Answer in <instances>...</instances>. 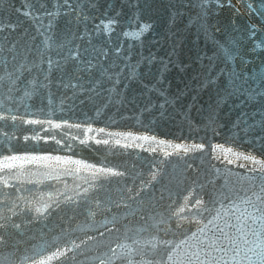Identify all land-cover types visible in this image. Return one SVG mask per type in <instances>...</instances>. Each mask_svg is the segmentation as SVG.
Segmentation results:
<instances>
[{
	"label": "snow or ice",
	"instance_id": "6c2138e0",
	"mask_svg": "<svg viewBox=\"0 0 264 264\" xmlns=\"http://www.w3.org/2000/svg\"><path fill=\"white\" fill-rule=\"evenodd\" d=\"M242 2L260 18V24L249 20L248 27L240 26L236 17L242 14L239 7ZM210 5L211 13L208 11ZM127 7L126 23L139 24L138 28L133 27L131 31L125 28L122 33L136 37L141 45L135 66L130 62L133 55L131 42L127 55L124 54L123 40L121 46L112 43L110 34L123 23L119 19L122 8L113 11L112 0H108L102 11L97 0H88L87 9L84 0H63L62 4L53 0L52 11H38L31 3L15 8L36 24L37 32L44 39L36 50L31 47L27 51L22 49V58H18L21 53L16 50L15 40L7 48L4 47L6 39L0 42V124L6 126L11 121L15 127L19 121L39 126L43 134H25L23 139L50 141L55 147L16 151L11 147L13 137L0 129V138L6 137L9 145L6 151L0 149V244L7 245L5 234L10 235L7 233L10 227L20 229V224L13 219L18 213L31 214L34 219L45 221L47 227V219L54 212H60L63 227L59 231L48 228V232L54 233L50 238H45L48 232L42 228L39 242L25 250L12 264H264V56L258 54V50H264V0H260L256 8L251 0H235V3L233 0H199L198 3L169 0L167 27L163 34L153 32V39L149 42L155 44L157 50L166 42L169 48L164 56H158L156 51L143 55L140 37L152 28V24L141 20L140 0H128ZM190 8L197 11H189ZM225 8L231 9L227 21L220 16ZM61 11L68 18L65 35L71 32V36L55 43L40 29L44 27L43 17L50 18L48 28H51V18L60 15ZM185 14L188 16L185 27L193 23L197 25L194 43L201 33L205 40L195 54L200 71L194 72L191 78L196 81L194 87L197 91L192 94L189 109L198 102L199 91L209 90L212 95L206 105V127L221 126L218 113L221 106L227 104L228 114L233 110L238 112L231 126L238 132L243 131L246 139L249 132L259 129L260 134L251 137L254 147L259 145V155L252 149L240 151L234 142L212 143L210 146L203 142H177L149 134L147 130L138 132L97 126L94 118L86 112L76 116V111L86 105L96 106L102 100L96 107L99 115L108 107L134 102L137 95L147 100L140 108L141 113L156 111L158 106L156 114L163 115L169 106H175L190 89L185 85L170 92L171 81L166 82L165 73L171 68L184 73L192 64L191 49L186 56L188 63L180 59L182 38L174 40L176 34L172 31L175 22ZM210 15L213 16L211 23L207 19ZM18 27L20 23L16 21L0 20V33L5 35ZM26 34V31L21 33ZM93 35H104L119 59L113 58L106 63L109 48L92 45ZM85 36L88 41L82 48L79 40ZM33 51L35 54L29 59V53ZM120 60L124 62L120 63ZM141 64L145 65L143 73L137 71ZM154 64L157 66L153 67ZM249 64L253 65L251 71H248ZM133 84L140 88L139 93L132 88ZM54 86L60 93L58 101L54 99ZM129 88H132L131 96L128 95ZM17 92L20 94L16 95ZM153 94L159 97L158 102L151 99ZM45 95L47 106L42 104L34 108L24 103L37 96L43 99ZM14 101H19L15 108L12 107ZM21 105L23 112L19 111ZM181 111H184L183 107ZM57 112L61 115L57 116ZM109 123H113L111 118ZM144 127L147 129V125ZM72 130H76L75 135ZM145 144L148 145L146 151L159 152L162 156L152 163L148 179H140L138 186L135 180L139 174H131L127 169L110 164L106 156L94 161L76 152L77 147L108 148L114 145L127 149L144 148ZM205 150L215 160L227 164L243 160L241 167H247L251 163L252 167L243 174L241 181L242 184L246 181L247 186L220 185L205 192L208 182L193 179L184 185L186 176L175 183L172 180L160 183L164 176L162 164L167 162L163 158L186 157L190 152ZM216 171L219 173L220 169ZM128 175H132L133 183L110 187L113 180H123ZM45 188L49 190L45 191ZM149 189L151 195H147ZM32 190L38 195L29 197L27 194ZM113 192L116 193L115 199ZM166 199V207L159 212L152 211L161 208L159 202ZM113 207L122 211L105 215L99 227L109 225L115 229L118 236L115 242L105 241L104 233L95 226L97 212L101 209L110 211ZM145 209H148V218L145 220L141 216L143 223L118 227L120 221L139 215ZM83 214H86L87 223L72 226L74 218ZM162 224L167 227L161 229ZM78 232L83 234V239L75 235ZM19 243L14 242L15 245ZM18 251V247L12 248V253ZM0 264H6V260L0 259Z\"/></svg>",
	"mask_w": 264,
	"mask_h": 264
},
{
	"label": "water",
	"instance_id": "95a60500",
	"mask_svg": "<svg viewBox=\"0 0 264 264\" xmlns=\"http://www.w3.org/2000/svg\"><path fill=\"white\" fill-rule=\"evenodd\" d=\"M62 4L63 0H57ZM199 0H192V3H198ZM235 3V0H233ZM260 0H251V3L254 8L257 7ZM25 3H31L33 8L38 11H52L53 10V0H3V3H0V20H7L8 22L16 21L20 23V27L15 30L9 31L7 35L0 33V42L3 40H7V44L4 45L5 48L9 47L12 44V41H16V50L21 53V56L18 58H22L23 51H27L28 47H31L33 50H36L40 45L41 41H43L44 36H41L36 30V24L33 21L24 16L22 13H18L15 11V8L20 7ZM97 3L102 11L103 8L108 3V0H97ZM114 5L113 11L115 8H122V13L119 19L123 21V23L117 25L116 30L113 31L110 35L112 37V43L116 46H121L120 41L123 40V49L124 54L127 55L129 42L132 44L133 55L130 57V62L135 66V62L139 59V54L141 53V45L137 41L134 36H124L122 35L125 28H128L129 31L132 30L133 27L138 28L139 24L129 25L126 23L129 15V9L127 7L128 0H112ZM168 3L169 0H140V16L141 20L145 22H149L152 24V28L145 32L140 40L143 41V55L147 56L150 52L156 51L158 56L166 55L169 45L165 42L162 44L159 49H156L155 44H150L149 42L153 39V32L157 34H163L167 24H168ZM41 4L44 7H41ZM84 7L87 9L88 0H84ZM239 7L242 9V14L237 16V22L241 27H248V21L260 24V18L255 14V12L249 11L247 8V3H241ZM89 11H94L89 9ZM189 11L196 12L197 9L190 8ZM208 11L212 12V6L208 7ZM111 15V12L109 13ZM220 16L224 18L225 21L229 19L231 16V9L225 8L221 10ZM49 17H43V25L44 27L40 29L41 32H44L45 36H50L55 43H60L64 41L66 38L71 36V32L65 35V29L67 27V16L63 14L61 11L60 15L52 17V26L48 28ZM209 23H211L213 16L210 15L208 18ZM188 16L185 14L180 17L174 24L172 31L175 32L176 38H182L181 49H180V59L185 63H188L186 56L188 55V50L191 49V59L192 64L184 73H180L176 68H171V70L165 73L166 82L171 81L170 92H175L178 88H183L185 85H188L189 92L185 94L182 98L178 99L175 103V106H169L166 112L163 115H157L156 111H159L157 106L156 111L152 112H140V108L142 105L147 103L145 97H141L139 95L136 96V100L134 102H130L125 106H115L108 107L104 109L99 115L96 114V107L99 106L101 101H98L96 106L86 105L84 109H80L76 111V116H81L85 112L89 117H93L97 126L104 125L107 127L115 128V129H123V130H133L138 132L149 131V134H155L157 136L165 137L169 140L173 141H185V142H203L206 145L210 146L212 143H225L226 141L233 143L239 148L240 151H248L252 149L253 151H257V155H259V151L257 150L259 145L257 144L254 147L255 142L251 140V137L257 136L260 134L259 129L257 128L254 132H249L247 134V139L245 137V133L243 131H237L233 128L232 122L235 120L238 112L233 110L231 114H228V105H222L220 111L218 113V123L221 125L220 127L213 128L206 127V116H207V108L206 105L210 103L209 97L212 95L211 92L207 89L203 91H199L197 94L198 102L194 103L192 107L189 109L188 104L191 100L193 92H196L195 89V80L191 78L194 75V72L200 71L198 64L199 61L195 60V54L197 52V48L201 47L205 44L204 36L201 33L198 41L194 43V38L197 33V25L193 23L192 25L185 27L187 24ZM37 22H39V17L37 18ZM91 27V24H89ZM47 29V31H45ZM27 32L26 35H21V33ZM76 36H79V32H76ZM29 37H34L35 39L30 40ZM88 41L87 36L81 38L79 43L83 48ZM76 41L73 40V43ZM92 45H103L104 47L109 48L108 58L105 61L106 63L111 62L113 58L119 59V57L115 56V53L112 51L111 45H108L105 41L104 35L96 36L93 35ZM211 48V44L208 45ZM35 54V51L29 53V59ZM258 54L264 56V50H258ZM11 55V53L9 54ZM123 60H120V63H123ZM237 65L239 66V62L237 61ZM46 66V65H45ZM144 64L137 69L138 72L143 73ZM157 65H153L156 67ZM253 65H248V71L252 70ZM258 67V65H257ZM0 70H2V66H0ZM56 72H53V76L55 77ZM191 81V82H190ZM132 88L136 89V92L139 93L140 88L133 84ZM132 88L128 89V95L131 96L133 94ZM54 99L56 101L60 98V93L53 88ZM20 93L17 92L16 95ZM67 95V93H65ZM151 99H156L157 102L159 97H156L155 94L152 95ZM214 99V97H212ZM19 101L12 102V107L15 108L16 104ZM24 103L31 104L34 108H39L42 104L47 106L48 99L45 95L43 99L41 97H33L31 100H26ZM67 107V105H64ZM79 107V106H78ZM183 107L184 111H181ZM20 112L24 111L23 105L20 106ZM57 116L61 115V113L57 112ZM71 115V113H69ZM109 118L113 123H109ZM147 125V129L144 127ZM0 129L2 132H7L9 135L13 137L11 141V147L16 151H25L31 150L33 148H40L44 150H50L55 147L53 142H45L41 141H33L29 139L25 141L23 139L25 134H33V133H41V129L39 126L35 125H25L22 122H17L16 126L13 127L12 122L9 121L8 124L2 125L0 124ZM49 131V130H45ZM59 130H57L58 132ZM73 135L76 134V130H72ZM2 132H0V137H2ZM63 135V134H61ZM6 137L0 138V149L7 150L9 147L6 142ZM76 144L79 142L76 141ZM148 147L145 144L144 148H127L123 149L120 146H109L105 148L104 146H95L94 148L87 147H77L76 152L83 157L89 158L91 160H99L100 158L107 157L110 164L118 165L124 169H127L131 174H139L137 179L135 180V185H139L140 179H148V172L151 169L152 163L156 162L157 157H161L162 154L152 153L146 151ZM155 147V145H153ZM113 148L116 150L113 151ZM264 158V157H262ZM163 160L167 161L163 163L162 166L164 168V176H162L160 183H166L168 180H172L174 183L182 178V176H186L184 179V185H187L190 180L199 179V182L204 183L208 182L205 188V192H208L213 188V186L219 187L220 185H227L228 187H232L236 185L238 188L242 186H247V182L244 181L241 183L243 174L248 171L249 168L252 167L251 163L247 165V167H241L244 163L243 160H240L237 163L227 164L224 161H217L211 157L209 151L205 150L203 152H190L186 157L181 156H172L170 159L165 157ZM191 165V167H188ZM184 169H187L186 173ZM217 169H220L219 173H217ZM69 183H71V179L69 178ZM124 183H133L132 175H128L124 177L123 180H113L110 187L115 188L118 185L122 186ZM108 186V185H106ZM45 191L49 190L48 188L44 189ZM157 193L159 194V184L156 185ZM29 197L32 195H38L35 190L30 191L27 194ZM113 198L115 199L116 193H112ZM147 195H151V189L148 190ZM161 208H154L152 211L159 212L162 208L167 206V199L163 202H159ZM118 211H122V209H117L113 207L110 211H106L105 209H101L97 212L95 216V226L97 230L104 233L103 239L105 241H117L118 236L115 229H111L109 225H105L104 227H99L104 220L105 215L110 216L113 213ZM143 216L146 220L148 218V209H145L144 212L139 215H131L120 221L118 227L128 224V225H136L138 223H143V220L140 217ZM61 213L54 212V214L49 217L46 221L47 227H45V221L34 219L31 214H23L18 213L13 219L16 223L20 224V229L9 228L7 233L5 234L7 238V245L0 244V259H5L6 264H12V261L19 258V256L25 251L30 250L33 245H36L41 239V229L43 228L44 232H48V228L54 227L55 231H59L61 227H63V222L61 220ZM26 221H31L30 223ZM77 223H87L86 214L80 215L72 221V226H75ZM172 226L175 227V221L172 222ZM161 229L167 227V225H160ZM105 228H109V231H105ZM154 231V230H153ZM54 233L48 232V237L50 238ZM91 234V233H90ZM79 239H83L82 233L75 234ZM163 235V232L160 233ZM35 237V238H33ZM15 241H20L18 245H15ZM18 247L20 251L12 253L13 247ZM87 247V245H86ZM145 247H150V245H145ZM11 253V255H10ZM138 259V258H137Z\"/></svg>",
	"mask_w": 264,
	"mask_h": 264
}]
</instances>
